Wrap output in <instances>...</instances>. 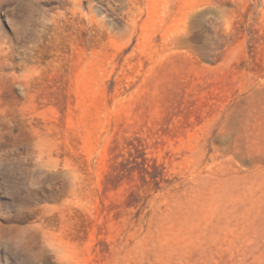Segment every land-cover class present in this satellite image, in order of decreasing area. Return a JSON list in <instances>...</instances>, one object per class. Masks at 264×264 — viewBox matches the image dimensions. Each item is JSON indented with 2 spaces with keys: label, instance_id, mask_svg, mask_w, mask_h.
Listing matches in <instances>:
<instances>
[{
  "label": "rangeland",
  "instance_id": "1",
  "mask_svg": "<svg viewBox=\"0 0 264 264\" xmlns=\"http://www.w3.org/2000/svg\"><path fill=\"white\" fill-rule=\"evenodd\" d=\"M0 264H264V0H0Z\"/></svg>",
  "mask_w": 264,
  "mask_h": 264
}]
</instances>
